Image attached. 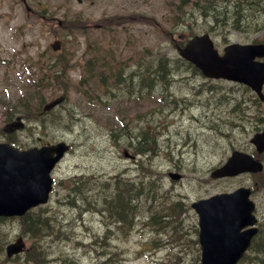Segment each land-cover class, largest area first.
Wrapping results in <instances>:
<instances>
[{"label": "rangeland", "instance_id": "374dc122", "mask_svg": "<svg viewBox=\"0 0 264 264\" xmlns=\"http://www.w3.org/2000/svg\"><path fill=\"white\" fill-rule=\"evenodd\" d=\"M26 2L33 13L22 0H0V139L9 141L12 137L23 149L66 141L71 149L53 171L49 203L33 211L37 220L45 216L53 219V233L45 237L41 234L39 241H34L23 233L22 219H6L0 223V264H28L31 248L42 253L46 264H200L198 216L191 203L240 186L253 189L256 216L264 224L261 182L251 174L211 176L234 150L252 153L249 140L257 129H264V122L256 120L237 125L232 109L250 111L252 120L256 116L264 118V104H258L244 85L205 78L175 49V43L190 37L189 27L194 34L210 33L221 51L230 43L264 42V0L244 4L239 20L248 17L250 21L245 23H250L240 30L232 27L235 20L230 12H225L223 21L222 15L214 20L210 13L203 15L195 0ZM178 8H183L186 21L177 28L174 17ZM110 18L115 19L105 23ZM74 19L86 23L81 34L71 35L65 25H58L59 20L66 23ZM56 40L61 48L53 50ZM87 48L95 59L105 56L108 65L121 72L125 69L138 73L158 66L155 64L161 60H172L171 84L159 82L155 92L158 96H141V88L135 87L129 98L110 80L112 92H107L108 88L92 75L85 76ZM111 73L107 69L106 77ZM210 90H214V98L206 99V91ZM62 95L67 97L64 103L43 112L45 104ZM26 103L28 107L24 108ZM34 113L42 114L37 122L30 119ZM17 117L22 118L25 127L5 133L6 125ZM141 129L162 134L157 152L146 163L163 178L171 194H157L159 201L153 209L163 213V206L170 209L173 205L171 214H164L175 217H156L141 209L137 224L127 230V218L119 221L125 229L113 226L109 223L112 217L101 214L98 209L103 207L98 204L112 194L107 184L113 178L132 181L147 176L135 159L125 155L126 150L144 158L134 148L142 138L137 142L131 138ZM262 159L264 162V155ZM170 171L182 174V179L171 180L167 174ZM73 179L79 183L69 195ZM162 224L168 227L163 235L155 228ZM109 227L113 231L107 234ZM20 236L25 239L27 253L7 258L6 245Z\"/></svg>", "mask_w": 264, "mask_h": 264}, {"label": "water", "instance_id": "95a60500", "mask_svg": "<svg viewBox=\"0 0 264 264\" xmlns=\"http://www.w3.org/2000/svg\"><path fill=\"white\" fill-rule=\"evenodd\" d=\"M53 47L57 49L59 46L54 44ZM178 50L204 75L244 83L264 102V62L256 60V57H264V44L235 43L225 47L224 55H220L210 36L203 34L190 39L184 47L178 46ZM22 126L18 118L10 125V130ZM251 142L260 153L263 152L264 132L256 133ZM69 148L66 143L58 142L20 150L0 141V217H21L30 209L48 202L53 184L51 172ZM262 170L259 159L235 151L212 176H234ZM171 176L179 179L177 174ZM250 193L248 188H239L233 194H220L193 204L199 214L201 264H236L243 257L258 232L251 226L256 219ZM24 248L25 243L20 237L7 246V255H16Z\"/></svg>", "mask_w": 264, "mask_h": 264}, {"label": "trees", "instance_id": "16d2710c", "mask_svg": "<svg viewBox=\"0 0 264 264\" xmlns=\"http://www.w3.org/2000/svg\"><path fill=\"white\" fill-rule=\"evenodd\" d=\"M195 1H197L198 3L197 7L201 5L203 9V15L209 16L208 13H210V15L213 16L214 20H218V18H220V16L222 15L223 19L221 21H223L224 19H226L225 12H230L231 15L233 16L231 17V19L235 20L232 23V27L240 30L242 29L241 26L247 24L245 23L246 22L245 19L239 20V18L243 16L244 11H245L244 7L246 6L243 4L251 3L249 2V0H195ZM183 3H184V0H183ZM239 5H243V6L239 7ZM232 7L234 10L232 9ZM177 12L179 13L178 15L174 17V19L177 21L175 24H176V27L178 28L185 24L186 19H185V16L183 15L185 13L183 11V8H178ZM114 19L115 18H110L109 21L107 19L105 20V23L110 24V21ZM242 23H245V24H242ZM64 25L67 27L68 33H70L71 35L81 34L79 32L85 31L86 29V23L82 22L81 19L70 20L64 23ZM225 25H226V22H225ZM189 29H190L189 30L190 34L188 36L194 35V33L192 32V27H189ZM89 51H90V48L85 49V53H88ZM167 61L169 63H172L169 60ZM161 63L163 66L162 69H159V70L155 69L154 70L155 72H153L152 69L148 71V73L151 74V77H150L151 79L150 78L147 79L145 76H143V81L146 82V86H147V81H156L159 79H164L166 77V73H167L165 72L166 63L160 62V64ZM95 65H96V68H95L96 72L99 75V81H101L103 85H107V82H106L107 78H105L106 76L104 75L105 72H103L102 68L101 69L97 68L96 61H95ZM85 66H86L87 71L88 69H90V71L88 72L95 73L93 72L92 60H87ZM107 67L109 68V70L112 69V67L108 64H107ZM66 68L67 67L65 64L63 66V70H65ZM124 70L125 69H123L122 72L120 71L116 76L114 73L110 75V77H112V80H115L118 85H120L119 84L120 79L123 76H125ZM143 73L144 72H141V74ZM144 74L147 75L146 73ZM64 87H66L67 89L68 85L65 84ZM23 106L24 108H27L28 104L26 103ZM34 114L37 115L36 113ZM149 136H150L149 132L144 133V136H142V141H140L138 144L139 148H138L137 153H144V152H147V150L152 149V148H141L142 145L152 147V145L155 144V138L150 136L151 137L150 139ZM135 139H137V136H135ZM138 139H140V137H138ZM10 141L12 143L15 142L13 138H10ZM144 143H146V145ZM253 177L256 178L259 182H261L264 185V174L263 173L257 174ZM75 179L72 180L73 182L71 186V192H69V195L74 192V190L77 188V185L79 183V182H76ZM159 185L160 184L156 180L151 181L150 179L147 183L138 182L136 185L135 184L122 185L121 179L113 178L112 182H109L107 184L108 188L110 186L112 187V190H111L112 194L110 196H106L105 199L102 201V203L99 202L98 205L103 207V209L101 210L99 208L98 211L103 215H106L107 213L110 217H112L113 222H119L121 219L126 220L127 218L130 221L129 222L130 226L132 225L134 219L137 217V213H139L141 209L143 210L147 209L151 213L152 216L170 217L171 219H173L175 217L174 215L164 214L167 211H169L168 213L171 214V208H172V211L174 210V208L172 207L173 205L171 206L170 209L167 208L168 210L163 206V209H161L163 213L156 212L157 210L153 209V204L159 201L157 194H159L162 191ZM152 210H154V212H152ZM160 214H164V215L161 216ZM37 218L38 217H33V218L25 217L24 219H22L23 224H24L23 233L24 234L30 233L32 238H34V241H39V236L41 234H43L44 237L47 235H50L51 233H53V229L56 227V225L52 224L53 219L49 216H45L43 218L40 217V219L38 220ZM244 262H246V264H264V228H262L259 234L254 238L252 246L250 247L249 253L244 258ZM26 263L46 264L47 261H44L42 253L37 251V249L35 248L33 249L31 248V252L28 253L27 255Z\"/></svg>", "mask_w": 264, "mask_h": 264}, {"label": "bare ground", "instance_id": "6f19581e", "mask_svg": "<svg viewBox=\"0 0 264 264\" xmlns=\"http://www.w3.org/2000/svg\"><path fill=\"white\" fill-rule=\"evenodd\" d=\"M243 5H239V7H242ZM244 19L246 21L249 20L248 17H244ZM248 23H250V22H247V24ZM247 24L241 26V28L242 29H245L244 27L247 26ZM258 25L261 26L260 24H258ZM161 62H165L166 63V67H165V70L166 71L165 72H167V73H166V77L164 79H159V80H156V81H147V86H146V82L143 81V76H145L147 79H149L151 77V74L148 73V71L150 69H152L153 72H155L154 71L155 69H158V70L159 69H162V67H163L162 66V63L160 64L158 62L159 64H155V65H158V66L151 67V68H147V69H145V70L142 71V72L146 73L147 75H145L144 73H143L144 74L143 75V74H141V72H138L137 73L134 70H124L125 76H123L120 79V83H119L121 89H124L126 91V94H127V96L129 98L133 95L132 89L133 88L135 89V87L141 88V91H142L143 95H145V94L146 95L152 94V95L158 96V94L155 93L157 91V87H158L157 84H159V82H161L165 86H170V84H171V81L170 80L173 78V75H174L173 74V69L170 70V68H171L170 67V63L166 59L165 60H161ZM107 64H108V62L103 63L102 64V68H104L106 70L109 69L107 67ZM152 70H151V72H152ZM212 91H214V90L206 91V99L214 98V95H213V92ZM83 95H85V94H83ZM159 97H161V95ZM66 99H67V97L65 95H62V96H59V97L56 98V100L59 102V105L62 104V103H64L66 101ZM158 102L160 103L161 101L158 100ZM250 102H251V100H250ZM228 113H229V111H228ZM232 115L233 116L234 115L236 116V119H237V122H238L237 125H239V123H241V124L244 123L246 120L248 122L249 121H255V120L256 121H259V122H264V118L257 117V116H256V118H254V119L251 120V118H250V115H252L251 112L250 111H246L243 108L234 107L232 109ZM38 117L39 116H37V115L34 114L33 116L32 115L30 116V119L34 121V120H37ZM145 132L148 133L149 131L141 129L135 135V136H137V139H135V137H131V138H133L134 140H136L135 142H137L139 140L138 137H140V139H141L142 136H144V133ZM129 134H131V131H129ZM160 135H162V134L161 133H155V134L150 133V136H152V137L155 138V147H149V146H143L142 145L141 148H152V149L151 150H147V152H144V153H137L136 152L138 155L144 156V158L137 157V155H131L128 151L125 150V152H126L125 155L128 156L130 159H133V160L135 159L134 161L136 162V165L141 168V172H146L147 173V176L137 177V178H135L132 181L131 180L129 181V180L122 179V185H124V184H126V185L135 184L136 185L138 182L147 183L149 181V179H150L151 181L156 180L160 184L159 186H160V189L162 191H166L167 193H170L171 192V188L170 187L169 188L165 187V185L163 183V178L160 175H157L155 173V170L153 169V167L148 166L147 163H146L147 158H149L153 153L157 152L156 149L158 148L157 145H158V142H159V139H160ZM129 136H131V135H129ZM150 136H149V138L151 139ZM60 142H64L69 147H71V145L69 143H67L66 141H60ZM135 142H134V145H135ZM131 144H133V143H131ZM134 148L136 149V151H138V148H139L138 143L135 145ZM167 174H168L169 178H171V180H181L182 179V174H180L178 172L170 171ZM172 174L179 175V179H174L171 176ZM34 215L35 214L33 212H27L25 214V217H28V218L32 217L33 218ZM136 219H137V217L134 219L132 225L129 228H126L127 230H131L132 228H134V226L137 224ZM255 219H256V222L253 225H251V226L258 229V232H257V235H258L259 232L261 231V229L264 228V224L260 223V221H259V219H258V217L256 215H255ZM109 223H111V225H113V226L114 225H118L120 228L125 229V227L122 224H120L119 222H109ZM259 223H260V227H259ZM155 228H156L157 231H160L162 235L165 234L168 231L167 230L168 227L165 226V225H163V224L162 225H158ZM112 231H113V229L110 228V227L106 230L107 234L111 233ZM29 235H30V233H29ZM31 238H32V236H31ZM33 240H34V238H33ZM196 245L199 246V242H197ZM12 259H14V258H12ZM200 264H201V262H200ZM236 264H243V263L238 262Z\"/></svg>", "mask_w": 264, "mask_h": 264}, {"label": "flooded vegetation", "instance_id": "af4514ba", "mask_svg": "<svg viewBox=\"0 0 264 264\" xmlns=\"http://www.w3.org/2000/svg\"><path fill=\"white\" fill-rule=\"evenodd\" d=\"M27 8L31 11V13H33V10L30 7H27Z\"/></svg>", "mask_w": 264, "mask_h": 264}]
</instances>
